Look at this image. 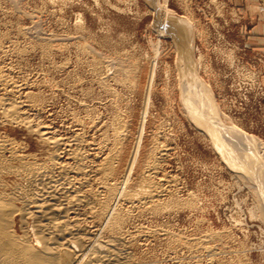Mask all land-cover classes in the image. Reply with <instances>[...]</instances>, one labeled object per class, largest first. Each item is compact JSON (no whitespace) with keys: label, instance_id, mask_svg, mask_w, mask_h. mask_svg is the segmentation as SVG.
Masks as SVG:
<instances>
[{"label":"rangeland","instance_id":"1","mask_svg":"<svg viewBox=\"0 0 264 264\" xmlns=\"http://www.w3.org/2000/svg\"><path fill=\"white\" fill-rule=\"evenodd\" d=\"M256 5L251 11L227 0H0V78L14 85L11 100L32 104L24 113L33 131L40 125L55 139H83L84 150L96 152L88 150L91 165L114 154L120 131L128 160L135 151L140 155V178L122 174L120 184L109 182L130 190L127 199L110 202L124 213L119 233L132 264H264V45L252 40L255 23L264 24V0ZM158 8L189 27L185 43L191 41L195 78L211 92V120L251 137L253 151L245 156L256 165L229 153L235 150L229 141L194 119L182 42L160 29ZM1 112L0 137H13L17 149L44 161L53 148L25 125L5 123ZM239 141L234 144L245 147ZM17 179H7L9 189L24 184ZM93 187L107 199L106 189Z\"/></svg>","mask_w":264,"mask_h":264},{"label":"bare ground","instance_id":"2","mask_svg":"<svg viewBox=\"0 0 264 264\" xmlns=\"http://www.w3.org/2000/svg\"><path fill=\"white\" fill-rule=\"evenodd\" d=\"M154 7L157 8V5ZM163 10L159 11V8L157 10L158 11V17L160 18V19L158 18V20H160V22H158L160 29L163 32H165V31L171 32L175 37H177V40L179 39L182 42L181 51H183V55H184V57H183V73H184V84H185L184 89H185V93H186L185 96L187 97V101L191 104V108H193L194 119L198 123H201V124L203 123L204 126H206L208 129H212L213 132L216 133V136L219 137V135H221L220 138L223 137L222 139L225 138V140H227V142L229 141L231 146L235 149L234 152L228 151L229 153H231L232 155L234 154V156H236V155L240 156L239 159L241 158V160L244 163L246 162L250 166H253V164L256 165V163L252 164V162H255V160L253 161V158H251V156L249 157L250 159L247 156H245V155L249 156V153L252 150L251 149L252 148L251 137H247L244 134H238L237 131L232 129V128H229V129L224 128V130H223L222 128L219 127L221 124L220 125L217 124L218 123L217 120H216L217 123H215V122H213V120H211L212 118L210 116V113L212 114L215 111V106L213 104V98L211 97L212 95H210L211 92L208 91L205 87L201 86V84L195 78L194 73H196V72H194V73L192 72L194 70H193V65L191 63V59H190L191 54L189 51V50H192L191 49L192 48L191 47L192 46L191 41L189 40L190 41L189 46L186 45V43H185V38L187 36V30H189V27L186 25V23H185V21H183V19L177 18L176 15H174L173 13L167 12L166 10H165L166 11L165 12ZM28 34H30V32ZM189 41H188V43H189ZM0 71H1V69H0ZM111 72H112V70H111ZM128 72H130V71H128ZM136 73H138V72L136 71ZM2 74H4V73H2ZM113 76H115V75H113ZM9 78H11V76ZM6 80H7V78H6ZM7 82H13V81H7ZM10 86H9V84H7L5 82L4 79L0 78V91H1V89H4V91L6 92L2 96H0V112L2 111L1 112L2 117L4 120L7 121L5 123L9 124V122H10V125H11V123L12 124L13 123H19L20 125L21 124L25 125L27 127V129H26V127H24V128L27 131L29 130L28 132L30 133L33 131L34 128L32 125V120H29V118H27L25 116L24 108L30 109L32 107L31 106L32 104H28V103H30L28 101H27L28 103L26 104L23 101L19 102V100H18L15 102L14 99L11 100L10 95H8V87H10ZM13 86H11V87L13 88ZM200 86H201V88H200ZM204 86H206V85H204ZM28 93H30V91ZM20 97H21V95H20ZM30 99H32V98L30 97ZM30 99H28V100H30ZM35 101L36 100L34 99L31 102L33 103ZM38 104H39V102H38ZM34 105L35 104H33V106ZM40 108H42V107H40ZM196 108H197V110H196ZM39 111H41V110H39ZM85 119H86V117H85ZM33 123H35V122H33ZM83 123H84V121H83ZM128 124H130V123H128ZM122 125L123 124H121V126ZM45 126H43V127H45ZM41 127L42 126H40V125H36V129L34 130L35 133L36 134L38 133V135H39L40 139L43 141V143L46 142L47 144H49L53 148V151L48 155V157L44 161L38 160L37 158H35L31 154L30 155L24 154L23 152H21V150L17 149V146L13 142V140L9 139L11 136H8L9 138H3L4 136L2 134L3 137L2 136L0 137V264H132L131 260H130L131 259L130 257L132 254L125 251L126 249L125 250L123 249V247L125 246L124 240H126V239L123 240V238H124L123 235H120V233H119V232H121L120 231L121 227L124 226V225H122V222L124 219L122 217V215L124 213L121 215V211L119 212L120 209L118 210L115 207H113L110 201L114 200L116 198H118V199L119 198H126L127 199V197H130L129 196L130 190L127 189L128 190L127 191L126 189H124L123 186H122V188H120L121 187L120 185H119L120 187H118L117 185H114V184L119 178H121L120 176L122 174L128 175L130 178L135 179V181L137 178H140L142 176L143 173L139 174V172H138L140 155L135 151L133 154L132 153L130 154V155H132L131 160H128V159H130V158H128V153H129L128 148L124 146L125 144L124 145L122 144L126 140L124 139L125 141H122L121 140L122 137L119 139V137L121 136V133H122V131H120L119 132L120 136L118 137V134H119L118 133L117 134L118 138L117 139L115 138L117 140V142H116L117 143V147H116L117 149L114 147L116 149V151L113 149L115 151L114 154H111L112 156L110 155V157H108L109 153L106 154V155H108L107 156L108 158L106 157V160L105 159L103 160V164L91 165L92 161L89 160L90 156L88 154L89 153L88 150H92V149H88L87 152L84 150V147L85 146L87 147V143L85 144V141L83 139L76 138L73 141H69V142L64 141L63 139H58V138L55 139L52 136V134H54V133L51 134V132H50L51 128L48 131V129H46V127H45V129L41 128ZM120 130H122V129H120ZM34 131L32 133H34ZM116 131L117 132L119 131V126H118V130L116 129ZM116 131L114 133H116ZM83 133H84V131H83ZM77 136H78V134H77ZM107 136H108V134H107ZM115 136L116 135H114V137ZM114 137H113V140H114ZM218 137H216V138L218 139ZM11 138H13V137H11ZM236 139L240 140V141L237 140V142L238 141L241 142L240 144H244V145H240V146H245V147L242 148V147L236 146L237 144L236 145L234 144V143H237L236 141L234 142V140H236ZM41 140H39V141H41ZM90 143H92V142H90ZM90 143H89V146H90ZM220 144H221V142H220ZM66 146L70 147V149L69 150L65 149L64 147H66ZM19 147L20 146H18V148ZM113 150H111V152ZM136 150H138V149H136ZM92 151H94V150H92ZM92 151H90V152H92ZM138 151H140V150H138ZM131 152H133V150ZM64 153H66V155L69 156V159H70L69 162H68V160L67 161L65 160L67 157L63 160V156H61V154H64ZM223 154H225V153H223ZM255 155H253V156H255ZM242 156H245L246 158H244ZM237 158H235V160L234 159L233 160L234 161L239 160ZM95 160H96V158H95ZM128 162H130V163L128 164ZM256 162L258 163V161H256ZM237 163H238V166H241V164H239L241 162L237 161ZM93 164H94V162H93ZM232 164H233V162H232ZM153 166L156 167L155 165H153ZM146 168H144V169H146ZM155 169H153V170H155ZM146 171H147V169H146ZM155 171H153V172L155 173ZM148 174H150V173H148ZM148 174L145 173V176ZM10 177H15V178H18L20 180H23L24 184L18 183L16 185H14L13 188L9 189L7 179ZM123 178H124V176H123ZM125 178H126V176H125ZM132 179H130L131 181L130 180H128V181L132 182L133 181ZM147 180L148 179H146V181ZM119 181L120 180H118V183L120 184ZM109 182H113L114 184L113 185L109 184ZM122 182H123V179H122ZM125 182H126V179H125ZM96 183H98L102 188H104V190L106 189L105 191H107V193H108V197L106 200H100L101 198L99 199V196L97 197L96 193L99 192V190L96 193H95V191H93V188H94L93 185H95ZM11 184H13V183H11ZM127 185H130V184H127ZM256 185H258V184H256ZM159 187H161V186H159ZM148 188H150V187H148ZM144 189H146V188H144ZM144 189H142V190L144 191ZM151 189L155 190V188H152V187H151ZM101 190H100V192H101ZM147 191H149V190L147 189ZM156 192H152V195L154 196V193H156ZM131 193H133V192H131ZM103 195H104V192H103ZM159 195H161V194H159ZM260 195H262V197H263L264 194L262 193ZM150 196L151 195H148V197H150ZM153 196H152V198H153ZM134 198H136V197H134ZM145 198H147V197H145ZM139 200H138V202H139ZM153 200H154V198H153ZM157 200L159 201V199H157ZM263 200H264V198H263ZM120 201H121V199H120ZM147 201H149V200H147ZM118 202H119V200H118ZM113 203H115V202H113ZM130 203L134 204V201L130 202ZM138 204H140V203H138ZM152 204L153 203L151 202V205ZM121 205H122V203H121ZM259 205H261V204H259ZM118 208H121V207L118 206ZM167 210H169V209H167ZM128 211H130V210H128ZM125 213H126V211H125ZM125 215L127 216V214H125ZM128 216H131V215H128ZM166 231H168V230H166ZM106 232L109 234L107 237H105L103 234ZM145 232H147V231H145ZM172 233L173 232H171V234ZM155 234H156V232H155ZM141 235H143V234H141ZM151 235H152V233H151ZM162 236H163V234H162ZM133 239H135V238H133ZM203 240H204V243L207 241L206 238H204ZM126 242H127V240H126ZM198 242H199V240L194 241L196 246L199 245V244H197ZM194 243L191 242V244H193V245H194ZM134 245H136V244H134ZM130 246H131V244H130ZM199 246H202V245H199ZM125 248H127V247H125ZM128 248H130V247H128ZM186 248L188 249L187 246H186ZM193 248L194 247L192 246V249ZM202 248H204V247L202 246ZM208 248H209V245H208ZM210 248H209V250H210ZM172 251H174V250H172ZM193 251L195 252V250H193ZM212 251H213V248L209 252H212ZM194 252H192V253H194ZM133 256H134V254H133ZM215 256H216V254H215ZM195 257H197V256H195ZM223 258H224V256H223ZM235 259H236V257H235ZM171 261L175 262V260H171ZM236 261H239V260H236ZM223 262H225V261H223ZM217 263H218V261H217ZM233 264H242V263H240V261H239L238 263H233Z\"/></svg>","mask_w":264,"mask_h":264},{"label":"crops","instance_id":"3","mask_svg":"<svg viewBox=\"0 0 264 264\" xmlns=\"http://www.w3.org/2000/svg\"><path fill=\"white\" fill-rule=\"evenodd\" d=\"M227 2L238 9H248L255 11L257 8V0H227ZM264 23V21H263ZM254 35L252 37L253 41H258L260 44L264 45V24L257 22L255 23ZM262 25V26H261Z\"/></svg>","mask_w":264,"mask_h":264}]
</instances>
